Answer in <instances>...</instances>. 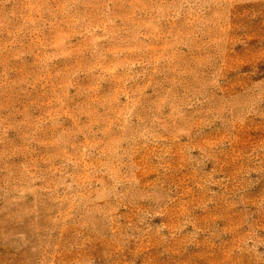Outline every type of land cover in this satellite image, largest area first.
<instances>
[{
	"label": "rangeland",
	"instance_id": "rangeland-1",
	"mask_svg": "<svg viewBox=\"0 0 264 264\" xmlns=\"http://www.w3.org/2000/svg\"><path fill=\"white\" fill-rule=\"evenodd\" d=\"M0 264H264V0H0Z\"/></svg>",
	"mask_w": 264,
	"mask_h": 264
}]
</instances>
